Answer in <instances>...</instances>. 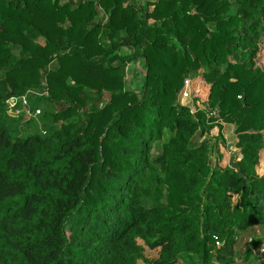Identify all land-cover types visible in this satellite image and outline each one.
Here are the masks:
<instances>
[{"label":"trees","instance_id":"1","mask_svg":"<svg viewBox=\"0 0 264 264\" xmlns=\"http://www.w3.org/2000/svg\"><path fill=\"white\" fill-rule=\"evenodd\" d=\"M225 123L247 179L212 163ZM263 130L264 0H0V264H231L264 225Z\"/></svg>","mask_w":264,"mask_h":264},{"label":"rangeland","instance_id":"2","mask_svg":"<svg viewBox=\"0 0 264 264\" xmlns=\"http://www.w3.org/2000/svg\"><path fill=\"white\" fill-rule=\"evenodd\" d=\"M151 2L157 0H149ZM154 6H151L153 8ZM104 18V13L99 14L98 20L106 19V15ZM42 41H44L42 39ZM123 53L131 54L132 50H127L126 48L122 50ZM49 67L56 68L57 62H52ZM146 71L145 64L143 59H132L127 68V78H128V87L140 88V83L144 78ZM192 79V95L190 97H181L178 95V102L181 104H189L192 107V110L195 111L197 108H210L209 104L204 100V91L206 87H209V84L206 83L203 77V69L197 70L190 74ZM180 93V92H179ZM217 115V113L215 112ZM237 125L235 123H225V128L223 130L224 137L226 139V144H223L221 141L216 139V135L218 134V128L215 127L210 131L206 136L211 141V157L212 163H219L221 166L230 165V161L233 156H235V160L238 161L241 159L242 154L240 153L239 148L237 147ZM264 133V130H263ZM170 136V133H166L165 140H167ZM204 136L200 134L197 135V139L201 140ZM162 141H158L152 151V156L157 157L162 151ZM222 154V157L220 155ZM261 158H264V143L261 151ZM237 200V196L234 195L232 198L233 203ZM68 233H70V229H68ZM252 239V240H251ZM258 239L257 247H254L253 253L254 256L250 260V262L245 260L246 256V248L251 247L253 240ZM183 264V262H182ZM213 264H230V263H220L214 262ZM231 264H264V225L258 227H251L246 230L240 237L239 243L237 245L236 254L234 255V262Z\"/></svg>","mask_w":264,"mask_h":264},{"label":"built area","instance_id":"3","mask_svg":"<svg viewBox=\"0 0 264 264\" xmlns=\"http://www.w3.org/2000/svg\"><path fill=\"white\" fill-rule=\"evenodd\" d=\"M192 79L191 77H187L184 80V85L179 93L180 98L181 97H190L192 95L193 89H192ZM22 103V107L18 108V104ZM7 104L9 107V112L11 114H18L22 108L25 109L26 113L32 114L33 112H31L29 104H28V98L26 95H22V96H11L7 99ZM41 110L37 109L36 112L33 113V115H37L38 113H40ZM252 240V239H251Z\"/></svg>","mask_w":264,"mask_h":264},{"label":"water","instance_id":"4","mask_svg":"<svg viewBox=\"0 0 264 264\" xmlns=\"http://www.w3.org/2000/svg\"><path fill=\"white\" fill-rule=\"evenodd\" d=\"M219 106V104L217 105ZM230 165L235 168L242 177H244V179H247V177L243 174L241 166L239 165V163L235 160V156L232 157L231 161H230Z\"/></svg>","mask_w":264,"mask_h":264},{"label":"crops","instance_id":"5","mask_svg":"<svg viewBox=\"0 0 264 264\" xmlns=\"http://www.w3.org/2000/svg\"><path fill=\"white\" fill-rule=\"evenodd\" d=\"M258 226H261V225H257V226H255V228L258 227Z\"/></svg>","mask_w":264,"mask_h":264}]
</instances>
